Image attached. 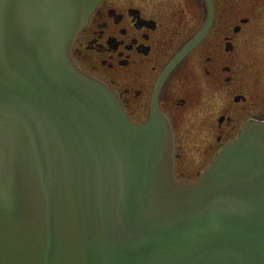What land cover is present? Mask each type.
Here are the masks:
<instances>
[{
	"label": "water",
	"instance_id": "water-1",
	"mask_svg": "<svg viewBox=\"0 0 264 264\" xmlns=\"http://www.w3.org/2000/svg\"><path fill=\"white\" fill-rule=\"evenodd\" d=\"M101 0H0V264H264V116L198 181L177 180L159 95L148 118L72 49Z\"/></svg>",
	"mask_w": 264,
	"mask_h": 264
},
{
	"label": "flooded vegetation",
	"instance_id": "flooded-vegetation-1",
	"mask_svg": "<svg viewBox=\"0 0 264 264\" xmlns=\"http://www.w3.org/2000/svg\"><path fill=\"white\" fill-rule=\"evenodd\" d=\"M212 3L207 34L181 57L159 95L175 126L182 180L198 179L247 118L264 116L257 85L264 83V0ZM208 7L207 0H102L72 54L116 89L134 121H143L160 74L199 32Z\"/></svg>",
	"mask_w": 264,
	"mask_h": 264
},
{
	"label": "rangeland",
	"instance_id": "rangeland-1",
	"mask_svg": "<svg viewBox=\"0 0 264 264\" xmlns=\"http://www.w3.org/2000/svg\"><path fill=\"white\" fill-rule=\"evenodd\" d=\"M261 9V8H260ZM260 9H258L259 11H260ZM262 10V9H261ZM261 27H263L264 28V20H263V22H262V24L260 25ZM260 36V38L262 39L263 38V42H262V44L264 43V33L263 34H259ZM259 41H261L260 39H259ZM256 69H258V68H256ZM260 74H262L261 72H260ZM263 77V76H262ZM256 79V78H255ZM259 79V78H258ZM255 83H256V81H255ZM257 85L259 86V87H261V93H262V95H263V98H264V83H261V81H257ZM190 134H193V132L191 131V132H189V136H190Z\"/></svg>",
	"mask_w": 264,
	"mask_h": 264
},
{
	"label": "clouds",
	"instance_id": "clouds-1",
	"mask_svg": "<svg viewBox=\"0 0 264 264\" xmlns=\"http://www.w3.org/2000/svg\"><path fill=\"white\" fill-rule=\"evenodd\" d=\"M129 20H131L130 17H129ZM133 28H134V25H133L132 27L129 28V33H130V34H134V32H133Z\"/></svg>",
	"mask_w": 264,
	"mask_h": 264
}]
</instances>
